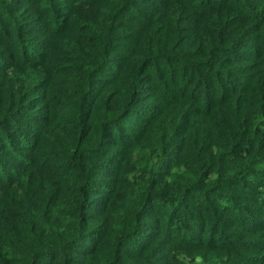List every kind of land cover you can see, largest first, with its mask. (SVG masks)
Listing matches in <instances>:
<instances>
[{"label":"trees","instance_id":"16d2710c","mask_svg":"<svg viewBox=\"0 0 264 264\" xmlns=\"http://www.w3.org/2000/svg\"><path fill=\"white\" fill-rule=\"evenodd\" d=\"M27 1L39 8V16L26 11ZM56 1L69 0H0V75L19 76L11 111L41 107L32 115L6 111L0 119V134L6 133V121L14 120L32 141L25 155H16L21 163L14 174L0 177V264H81L103 250L108 254L103 264H121L124 258L166 264L173 252L204 244L225 253L214 257V264H264L250 255L264 248V82L259 78L264 0H151L141 18L157 25L167 9V20L176 27L165 28L168 39L161 45L153 41L155 30L144 29L128 51L118 49L116 36L124 9L136 0H110L72 24L69 16L92 9L94 1L68 5L72 11L65 21L68 9ZM193 13L201 18L198 26L189 32L178 27ZM43 32L48 34L44 56L34 49ZM256 38L260 48L253 49L250 41ZM155 59L159 62L149 72ZM108 63L117 64L116 77L105 82L114 91L112 103L107 100L98 110L96 102L109 88L98 94V76ZM152 73L159 75L154 102L159 96L161 102L136 120L141 128L134 140L151 130L135 171L137 209L128 228L121 222L108 225L99 216L105 200L99 207L91 201L102 199L95 190L104 172L125 162V153L118 159L110 155V135L126 148L125 125L116 126L137 113L133 108L146 95L142 90L150 89ZM104 182L112 195L113 181ZM117 198L123 199L119 193ZM163 205L172 206L166 215ZM231 211L233 223L223 220ZM190 226L199 235L185 229ZM184 230L188 237L180 235ZM160 232L164 245L156 241ZM160 250L167 255L159 257ZM258 254L264 258V252Z\"/></svg>","mask_w":264,"mask_h":264},{"label":"rangeland","instance_id":"374dc122","mask_svg":"<svg viewBox=\"0 0 264 264\" xmlns=\"http://www.w3.org/2000/svg\"><path fill=\"white\" fill-rule=\"evenodd\" d=\"M92 1H94V4L92 5V9L86 10V7L80 8L74 11L73 14H71V16H69V20L71 17V20H70L71 24L73 21H77L78 19L81 20L83 17V14H85L86 12H89L92 10L94 12H97V7H101V8L104 7L107 4V2H109L110 0H92ZM150 1L151 0H145L144 3L143 2L140 3L139 0L132 1L127 6V8L124 9L123 14H122V19L120 20L121 23H123V29H122L121 34H118L116 36V40H117L116 46L118 47V49L120 50L123 49V51H128V49L132 47V45H134V43L136 42V38L139 35H144V32H143L144 29L146 32L148 30H152V31L155 30L156 36L153 37V41L156 39L158 41L156 43L160 45L164 41H166V39H168V37L167 38L164 37L165 28L166 27L173 28L176 26H175V23L173 25L167 20V18L169 17L168 15L169 12H167V9L162 10L160 14L158 15L157 25L151 26L152 24L150 25V23H152V21L150 19L143 20V18H141V14L145 11L144 10L145 6L143 5L145 3L149 4L152 2ZM56 2H58L57 7H60V9H68V12L63 18V21H65V18L72 11V9H69V7H67L68 5L73 4V3H74V6L84 5L87 3V0H69L66 3H63V1H56ZM56 2H53V4L55 5ZM30 3L32 2L27 1L26 3H24V7L26 11H28L30 15L37 14L39 16L40 15L39 8L35 7L33 4H30ZM25 5H29L30 7H26ZM175 7L177 9H180V6L176 5ZM179 14L180 13L177 11V15ZM194 14L196 13L191 14L193 15L192 16L193 18L189 20L188 18L181 20L180 25L178 27H182V28L187 27L186 31L188 32L192 31V29L198 26L201 21V18L197 17L198 15H194ZM127 17H130V18L127 19ZM45 20L46 19L43 18L41 22L43 23ZM54 21L55 20L52 18L51 23H53ZM39 37L40 36H38L36 39H38ZM46 40H48V34L46 32H43L42 36L38 40H36L37 43L34 49L39 55L44 56L43 54L45 53L46 48L43 49L42 45L44 44ZM260 42L261 41L258 38H256L255 40L251 39L250 41L253 49L260 48ZM157 62H159V60L155 59L154 61L149 63V68H148L149 72H151V69H152L151 67L157 64ZM1 63H3V61H1L0 64ZM116 65L113 63H108L102 68V71L100 75L98 76V80H99V83L97 84L98 94L102 89H104L103 86L106 87L110 85V84H105V82L109 78L116 77V72H115ZM177 66L178 64L175 65V67ZM0 69L4 71V68L1 67ZM163 75H164V79H166L168 76V72L165 71ZM158 76H159L158 74L152 73L151 78L153 80L151 82L147 81L146 86L149 83H152V85H150L151 86L150 89L145 90L144 92L142 90L141 93H144V95L146 93V95L139 97L136 102V105L133 108V110H138L137 113L131 118H129L127 121L122 120V123L120 122L121 124L118 123V125L116 126V127H120L122 124L125 125V127L123 128L125 137L122 140L128 141L126 148H124L125 142H119V139L115 135H110V137L113 138L112 144L108 146V151L110 155L118 159L120 156L124 157V153H125L127 154L125 158V162L123 165H121L120 168L116 170L107 169L106 172H104V174L100 177V184L95 190V197L96 196L99 198L102 197V199H98L96 200V202H94V200L91 201V204L93 206L99 207L103 205L101 203L105 200V204L102 207L104 211L101 212L99 216L105 219L108 225H113L114 223L121 222L124 227L128 228L127 222L130 219V216L137 209L138 200L136 201L137 199L136 195L138 191V188H137L138 178L136 177L135 171H136L137 166L140 164L142 160V154L144 151L145 143L151 137V130H149L146 134H143V136H141L139 139L134 140L138 136V131L141 128L140 126L141 124H139L136 120L138 119L139 115H141L144 112L149 114L152 111L151 109L153 107V104L156 105L157 103L161 102L160 96L157 97L158 100L154 102L155 79H157ZM259 78H260V81L263 83L264 82V72L259 76ZM18 86H19V76L17 75V73H11L6 76V72H4L0 75V119H3V117L1 118V116L6 111L7 112L11 111V106L13 105L15 101V96H14L16 92L15 90L17 89ZM111 87L112 86H109V88H106L100 94L101 96L105 94V96L100 100L99 103L96 102L95 108H97L98 110L101 109L102 107L101 104L103 102L109 100V105L112 103V97H113L114 91L111 89ZM30 107L26 106V109L22 113H20L19 111H16V112L11 111V112L17 113V115H20L23 113L32 115L34 113H38L41 110V107L39 105H33L34 108L33 107L30 108ZM14 116L16 118V114H14ZM161 122L162 121L158 120L156 125H154V128L157 125L160 126ZM16 123L17 122H15L14 120H7L6 125L3 127V129L6 130V133L0 134V144L4 146V148H2V150L0 151V177H2L5 173L6 175L14 174V168L18 167L21 163L18 161L21 159H19V157H17L16 155L17 154L25 155L27 151L26 149L27 145L32 144L31 136L29 135V133H27L28 130L26 129L20 132L19 128L16 129V126H15ZM11 130H14V133H11ZM9 134L13 139L12 146L9 145L10 138L7 137ZM16 146H19L20 148L16 149ZM12 148L16 149L15 154H12L11 152ZM173 154H175V152ZM106 178H110L113 181L114 191L112 195L109 193V190L108 192H106L107 185L104 182V179ZM118 193L123 198L121 199V201L119 198H117ZM196 198L198 199L199 196ZM163 206H164V209L162 211V214L166 215L168 211L172 209V206L170 205H163ZM156 213L157 211L154 210L151 213V215H154ZM229 213H230L228 214L229 217L226 216L223 220L232 221L231 223H233V219H235L233 217V211ZM236 216H238V214H236ZM190 223L192 225L194 224V221L191 220ZM150 229H153V228H150ZM185 229L187 230L192 229V231L194 232V235H199L197 230H195L194 226L186 227ZM234 230L235 228H232L230 231H234ZM177 231L178 230L176 229L175 232ZM185 231L186 230L180 231L181 233L180 235L184 233L185 236L188 237ZM202 236L207 239V231H204V229L202 231ZM99 237H100V234L91 235L87 239V241L89 242L95 241L99 239ZM163 238H164V234L160 232L156 237V241L159 239L158 241L160 242V244L164 245V243L162 242ZM134 239L135 237L132 238L131 241H133ZM262 240H263L262 245L264 247V236H262ZM256 242L258 243L257 240ZM103 251L104 252L99 253V255L95 257V259L88 258L86 260H83L81 264H103L104 261L108 258L107 251L105 250ZM263 252H264V248H262V250H258V252H251L250 255H255L254 257H258L257 262L263 263L264 258L261 257L260 254H258V253H263ZM166 255L167 253L165 250H160L158 254L159 257H162V256L165 257ZM173 255H176V256L170 262L166 264H214L215 263L214 257H217L218 255H225V253L224 252L215 253L212 251L211 247H209L207 244H204L202 247H199L195 251L190 250L189 248H182V250H179L177 253L173 252ZM204 258L205 259L210 258V259L204 260ZM121 261H122L121 264H143L142 258H137V259L130 260V261H126V258H124ZM160 264H164V262Z\"/></svg>","mask_w":264,"mask_h":264}]
</instances>
